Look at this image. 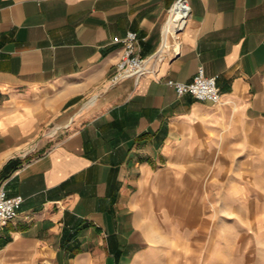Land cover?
Wrapping results in <instances>:
<instances>
[{"label": "crops", "instance_id": "obj_1", "mask_svg": "<svg viewBox=\"0 0 264 264\" xmlns=\"http://www.w3.org/2000/svg\"><path fill=\"white\" fill-rule=\"evenodd\" d=\"M177 1L0 0V264H264V0Z\"/></svg>", "mask_w": 264, "mask_h": 264}, {"label": "built area", "instance_id": "obj_2", "mask_svg": "<svg viewBox=\"0 0 264 264\" xmlns=\"http://www.w3.org/2000/svg\"><path fill=\"white\" fill-rule=\"evenodd\" d=\"M177 4L182 5L187 13L190 14V6L186 0H178L175 5ZM142 40L143 39L138 37L133 31L127 32L122 39V55L115 66V72L111 78L112 84H116L122 79L128 77H135L138 79L141 76L152 72L149 68V64L154 57L145 58L140 55V44ZM167 85L174 88L180 96L191 94L200 101L212 102L213 104L221 102V94L217 87L216 77L206 76L202 67L199 68L198 74L191 83H181L174 80H168ZM23 201L24 198L21 195L10 197L5 188L0 187V230L17 216L18 209Z\"/></svg>", "mask_w": 264, "mask_h": 264}, {"label": "bare ground", "instance_id": "obj_3", "mask_svg": "<svg viewBox=\"0 0 264 264\" xmlns=\"http://www.w3.org/2000/svg\"><path fill=\"white\" fill-rule=\"evenodd\" d=\"M187 16L188 13L182 5L177 4L171 9L166 25L167 38L172 37L174 39L177 37L178 32L182 30L186 23Z\"/></svg>", "mask_w": 264, "mask_h": 264}, {"label": "rangeland", "instance_id": "obj_4", "mask_svg": "<svg viewBox=\"0 0 264 264\" xmlns=\"http://www.w3.org/2000/svg\"><path fill=\"white\" fill-rule=\"evenodd\" d=\"M180 33H181V32H179V35H180ZM172 53H173V52H172ZM262 182H264V181H262Z\"/></svg>", "mask_w": 264, "mask_h": 264}]
</instances>
